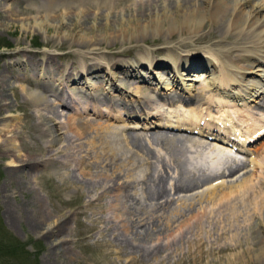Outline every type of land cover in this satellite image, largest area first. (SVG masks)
I'll return each mask as SVG.
<instances>
[{"label":"rangeland","instance_id":"1","mask_svg":"<svg viewBox=\"0 0 264 264\" xmlns=\"http://www.w3.org/2000/svg\"><path fill=\"white\" fill-rule=\"evenodd\" d=\"M256 1L264 0H253L252 2L255 3ZM39 2V0H0V78L5 77L11 85L13 84L5 90V95H3L4 99L0 96V264H232L231 261L235 260L234 258L236 257L238 259H236L233 264H264L263 258H256L259 254L264 252L263 238L258 239L261 241L258 246L250 248L248 244H245L244 238H241L240 242V238H233V240L230 238L234 231L222 236L218 235L220 230L227 229V227H225V224H221L219 221L217 222V211L216 209H212L215 207L206 199L208 191L212 188L221 185L227 186L228 184L239 181L243 176L250 177L252 179H250V184L258 191L261 179L264 180L262 169L254 165L255 163H253L254 161H252L250 154L246 155L247 157L245 158H240L232 151H227V149L224 151L227 155L225 160L216 166V168H211L209 167L208 161H206V155L210 154V149L206 146L212 144L193 132L185 131L184 128L178 129L177 126H171L176 125V121L178 122L179 119L183 121L191 114L196 115L193 112L196 111V109L193 108L198 106L194 99L198 95L202 96L203 102L205 103L200 107H204L201 109L202 111L206 112L207 110H205V107L208 105L207 103L213 101L211 104L213 105V114L218 115L217 111L222 109L224 115H228L229 113L233 117H236L234 112H232L234 107L232 106L233 108L231 109L229 105V102L232 101L230 97H234L233 94H231L232 90L238 91L240 94L246 92V97L251 99L249 102L253 103L254 100L252 101V99L254 98L249 96V91L255 84L258 85V89H260L259 86L264 87V77H261V75L264 76V62L261 67H259L262 68L263 71L259 70L255 72L256 75L252 73L242 75V73H239V71L242 72L240 68L250 67L253 61L250 63H248V61L239 62L240 64L235 65L230 72L233 77L232 80H234V84L230 86L231 90H223L225 87L219 82L218 85L222 89L216 92L217 87L215 86L217 85L216 82L218 78H220V72L217 69H213L211 64L208 65L209 70L207 71L206 63L203 65V69L200 68L198 71H189L187 74L186 70L182 68H178L176 71L174 63L180 62L186 55L190 56V48L197 50V53L193 52V54H199V56L207 58L209 55L206 53V50H208L210 46L199 37V39L197 38L190 42L189 38L185 35H181L179 31H176L175 41L169 40L170 44L164 42L163 38L164 36H169V31L167 30L172 26V21L170 19H161L159 24L157 22L149 23L148 21L145 22V25L139 24L135 26L134 23L127 24L129 14L126 13V9L129 8V6L133 7L132 2L129 1H124L125 3L122 2L111 10L106 8H101V10L88 8L90 13L93 11L92 15L95 13L96 15L98 14V16L102 15L101 17L104 18L96 20L97 23H93L95 25L101 22L106 23V18L113 21L115 14L121 16L119 22H111V27L106 26V29L108 28L106 31H104L105 29H101L94 33V36H96L94 41H102V45L100 47L94 46L97 49L91 51L90 47L89 49H82L77 46H69L70 42L77 41L78 36L74 35V38L62 37V35L66 33L65 24L61 27L60 34H57V30L52 28L57 26L62 18L64 21H68V15L66 14L67 10L58 8L55 12L46 15L45 11H38L36 4H39ZM73 11L77 12L76 9ZM58 15L62 18L59 19ZM262 15L263 13L260 14V16ZM78 17V20L84 21L82 13H80ZM47 25L48 27H46ZM121 28H130V30L125 33ZM159 29L160 32L158 31ZM107 31L109 36H113L110 37L114 39L113 41H111L109 37H105ZM77 33H80L79 30L76 31L75 34ZM121 35L127 37L125 42ZM128 37H134L138 39L136 40L138 42L131 43ZM182 38L184 39L182 44H175L178 47L170 48L174 43L180 42ZM47 42L50 44H47ZM53 42L55 45L61 42L64 43L61 48L60 46H55L54 48L52 47ZM104 45H109L110 48L104 47ZM162 46H168V49L165 48L166 50H162ZM211 47L213 48L212 50L216 48L214 46ZM114 50H118L119 52H115ZM67 51L71 52V57L61 55V53ZM33 52L39 53V57H33L34 60L32 59L31 62L26 61L25 64H27V67L24 66L22 71L19 70L21 65L15 63L14 57H21L20 55L23 53L29 55ZM44 52H50L49 55L52 57L54 55L53 58L56 65V67L54 66V74L46 72L48 74L45 73V78L40 74L39 67L42 63H39L38 59L43 57L42 55ZM139 55H143V57L140 58V61H136ZM88 57L93 58L91 62L93 60L95 61L96 58L100 60L101 62L96 65L103 66V70L100 71L101 74L107 71L106 73L111 75V78H115L118 86L115 87L116 85L113 84L111 88H108L111 83L108 82L107 77L103 82H100V78L94 77L92 73H83L82 76L80 75L81 73L75 74L76 69H80V66L84 64V59L85 62L87 61V63H90L88 62L90 61V59H87ZM134 57L137 63L145 62L148 68H150L148 59L151 58V60L163 59L165 63H170L169 67L168 65L166 67L163 66L164 68L162 66L151 67V73L150 69L147 70L145 67L141 70V75H143L144 79L149 78L148 76H152V78L155 77L157 81L159 80V82H161V85L156 89L158 90L161 88L157 91V95H159L158 98L151 102L148 101L152 106H150V113L152 114L148 117L135 112H132L133 114L131 113V115L127 114L118 103L123 99L127 103L139 104L138 102L141 98H147V95L154 94L151 93L153 85L146 81L145 83L144 81L142 82V77L137 78L133 75L125 76L119 70L112 68V66H108L112 59L118 58L119 61L123 60L127 62L134 61ZM193 57L197 58V56ZM195 58L190 59L193 64L195 63ZM228 64L229 63H226V65ZM234 64H236V62H234ZM257 64L259 63H256V65ZM257 66L255 68H258ZM44 67H46L45 64ZM60 68L63 70L60 71ZM211 68L213 71H210ZM248 70H246V72H248ZM66 73H69V75L66 76ZM143 73H146V75ZM172 73L174 74L173 76L171 75ZM180 73H185L186 75H181ZM160 75H164L166 78L161 79ZM175 76H177L179 81L183 84V87L178 86L180 89H175V91L181 92V89L185 88L184 92H181L180 95L182 98L186 97L185 100H190L189 103L181 102L182 100L180 101L179 97H174V101L170 102V98L166 96V94L169 96L171 92L174 91L172 85L169 84L171 82L170 79ZM186 76L189 77L186 78ZM8 77L11 79H8ZM193 77H196V80ZM82 78L89 81L87 86L89 84L92 91L97 92L100 98H104L103 96L107 92L111 97H114L117 100V105L113 107L114 109L111 108L110 105L108 108L107 101L103 99L104 101L102 100L99 103L100 108L94 111L95 102L93 100H84H87L90 96L87 97L84 95L86 86L83 85V82H80ZM192 78L194 80H192ZM44 80L51 86L55 85L53 88L56 89L57 95H59L58 97L56 96L55 98L51 96L52 94L50 92L47 93L43 90L44 87H42V85ZM189 83L193 84V86H188ZM128 85H130V87ZM82 86V90L84 91L80 93ZM23 88L27 91H45L44 93L47 94L49 101L54 104L53 108L56 115L46 110L45 107L35 106L36 104L26 95ZM253 91L256 90L254 89L252 92ZM141 93H143L142 96H140ZM190 93L191 98H189ZM219 94L223 97L225 96L228 104L227 102L223 103L219 101ZM78 98H80V100H78ZM61 99H63L64 104H60ZM82 100L83 102L80 103ZM233 100L244 103V98L242 97H237ZM219 104L224 106L219 109ZM103 109L109 112H104ZM256 111H258L256 113L258 117H264V110ZM41 113L54 118L57 134L59 135L58 140L50 142L51 138L45 133L44 126L40 119ZM111 115H113V119L119 117V120H121L122 116L124 118L126 117L127 123L125 124V122L119 120L114 121L109 119ZM139 118L144 120L148 118L149 122L153 120L157 124H152L150 127L141 126L140 123L142 122L136 123ZM189 120L190 119L186 121ZM68 123H71L73 128L68 129ZM137 124L138 126H136ZM109 126L120 139H129L131 136L137 135L136 137L139 138L141 143L146 146L148 150L152 151L153 158L148 159L147 155L130 145H127L128 148H126V150L122 149L118 151L116 156L114 155V159L111 153L109 156H107V152L105 153L103 151V153L98 152L97 154L99 150L97 145H95V148L92 147L88 140L92 136H98V132L96 131H103V129H107ZM83 131L87 133L78 140L76 133ZM156 135H167L168 138L182 136L195 137V140L202 142L204 146H196L193 144L192 147V143L186 142L183 153L178 154L180 159H177V156L170 157L168 153L166 154V150L160 146L161 144L155 142L154 137ZM69 136L73 137L71 148L68 147L69 142L66 140ZM42 150H46L47 152L44 157L41 156ZM58 151H61V153ZM25 154H36L35 156L40 161L32 163L31 167L27 169L29 171L33 170L32 174L35 177H31L30 183L26 184L22 183L19 177L12 176L11 174V168H13L15 164L14 156ZM92 155H99L100 160L96 162L95 160H97V158ZM138 155L139 157H136ZM141 156L142 159L140 158ZM83 158L85 161L82 160ZM132 159L135 160L132 161ZM103 160L105 161L102 162ZM85 162H89L91 169L89 168V174L83 176L81 175L82 170L88 171V166ZM178 162L186 163L178 164ZM237 164H241V166H243L241 169L243 170L238 171L232 177H222L216 180H213V178L210 183L200 185L193 190L173 192V185L185 171L192 172V174L195 173L196 176L199 174L206 176L208 174L207 176H210V180L214 173L221 172L227 166H235ZM168 165L172 167L174 171H171L172 169ZM155 171L168 172L166 175L167 183H171H166L169 196L165 195L156 199L158 203L156 200L152 201L150 198L146 197L147 187L149 184H153L154 179L150 177V175L154 174ZM110 174H113V177L117 178V185H113L108 178H106L108 181L104 179L105 176H110ZM128 174L131 176L129 177ZM169 174L170 176L172 174V176L169 177ZM190 175L191 173H189L188 176ZM118 187L121 188L119 189ZM36 196L44 202V207L48 215L47 222L44 226L51 224L49 227L50 230L48 231L44 227L37 228L34 225L33 218L36 217L32 215V208L34 206L32 201ZM117 196H120V208H116L121 214L119 218L122 217L127 220L128 218L136 219V217H140V220L142 219L137 225H134L136 227L133 226L128 229L127 232L123 227V221H117L119 218L117 220L115 219V215L117 214L116 210L110 208L106 211L107 208L111 207V204L113 206V204L117 202L115 199ZM182 204H184V206ZM189 205H191V207ZM206 206L208 210L212 209L214 212H212L209 222H203V226L207 227L206 230H209V233H203L204 230L201 232L202 234L198 233L196 228L193 231V225V227L188 228L187 232L186 228L178 227L179 222L186 217L187 213H198L202 208H206ZM125 208L127 212H125ZM250 208L248 207V210ZM45 209L43 210L45 211ZM158 210L160 211L157 213ZM9 215L11 217L13 216V220L10 219ZM53 226H55V228ZM146 226L149 228L150 235L147 237L148 241L145 244L147 252L141 250L142 247L137 245L138 242L136 240L138 239H135L138 238L137 236L140 232L144 233V228ZM152 228L155 230H159L160 228L159 233H154ZM182 229L186 233L183 231V236H180L182 235ZM243 230L244 228L242 225L238 226L236 229L241 235ZM196 232L198 234H196ZM173 234H175V236ZM194 237L198 238L196 239ZM157 238H159V240ZM129 239H131V241ZM235 241L238 243L237 245L242 243L240 246L234 247ZM119 243H121V245ZM225 245L228 246L227 249L223 250L222 253L217 252L219 246ZM154 246H161L162 248L156 249ZM245 250L247 252H245ZM199 253L202 254L201 260H197V263H194L193 258L197 257ZM136 255L137 257H134ZM131 258L134 259L133 262L130 261ZM212 259H214V261Z\"/></svg>","mask_w":264,"mask_h":264},{"label":"bare ground","instance_id":"2","mask_svg":"<svg viewBox=\"0 0 264 264\" xmlns=\"http://www.w3.org/2000/svg\"><path fill=\"white\" fill-rule=\"evenodd\" d=\"M39 1L40 2H39V4H36V7H37L38 11H40V10L45 11L46 15H49V13L55 12V10H57L58 8H63L64 10H67L66 14L68 15V21H64L63 18L61 16L59 17V15H58L59 19L62 18L59 21L58 25L55 26V27H52V26H49V27L55 28L57 30V34H60V29H61L62 26H64L63 24H65L64 27H66L65 28L66 33H64L62 35V37L74 38L73 37L74 35L78 36L77 37V41L70 42L69 46L70 47L71 46L72 47L73 46L74 47L77 46V47L82 48V49H85V48L89 49V47H90L91 51H95L97 49L94 46H99L100 47L102 45V41H94V39H96V36H94L95 35L94 33L96 31L101 30V29H105L104 31H106L108 29V28L106 29V26H108V27L112 26L111 22L114 23V22H119L121 20V16L118 15V14L117 15L115 14L114 17H113L114 18L113 21L112 20H108V18H106L105 19L106 23L105 22H103V23L101 22V23H98V25H95L93 23H97L96 20L104 19V18L101 17L102 15L98 16V14L96 15L95 13H94V15H92L93 11H92V13L89 12V9H91V8L93 10H101V8H106V9L111 10L112 8H115L116 6L121 4L122 2L129 1V2H132L133 7L129 6V8L126 9V13L129 14V20H128L127 24H133L134 23L135 26L139 25V24L140 25L141 24L145 25V22H147V21L149 23L157 22L159 24L161 19H165V18L170 19L172 21V23H171L172 26L167 30V31H169V36H164V38H163L164 42L169 43L170 41H175L174 39H175L176 31H179L181 35H185L187 38H189L190 42L193 41L194 39H197L199 37V38H202L210 46L209 49L206 50V53L209 55V57H207V58L199 56V54L198 55L197 54H193V52L197 53V50H195L194 48H190L191 49V50H189V55L190 56L186 55L183 60L180 59L181 60L180 62L174 63L176 71H177L178 68H182V69L186 70V74L189 71L190 72L193 71V70L198 71L200 68L204 67L203 65L205 63L207 64V67H206V71H207V70H209L208 69V65L211 64V67H213V69H217L220 72V78H218V81L216 82L217 85L215 84L216 85L215 87H217L216 92L221 91V89H222L218 85L219 82L222 83L223 86L225 87V88H223V90L224 89L225 90H228V89L231 90L230 86H231V84H234V80H232L233 77L231 76L230 72L233 70V67L235 65L240 64L239 62L248 61V63H250L251 61H253V62H251V66L250 67H248V68H240L243 71V72H241L242 75L243 74H247V73L249 74L250 72L251 73L257 72V71L261 70V68H255V67L257 65H258L257 67H261V65L264 62V1H256L255 3L252 2L253 0H140V1H133V0H39ZM72 9L73 10L76 9L77 12L73 11ZM80 13H82V15L84 17V21L78 20V18H79L78 16L80 15ZM261 13H263L262 16H260ZM6 17H7V15H6ZM46 27H48V25ZM47 30H48V28H47ZM78 30H79L80 33L75 34L76 31H78ZM121 30L126 33L128 30H130V28L129 29L128 28H121ZM158 31L160 32V29ZM91 35H93V36H91ZM105 35H106L105 36L106 38L113 37L112 35H110V36L108 35V31L105 33ZM121 36H123V41L125 42L127 40V37H125L124 35H121ZM110 39H111V41L114 40L112 38H110ZM128 40H130L131 43L138 42V41H136L138 39H136L134 37H130V38L128 37ZM183 40L184 39L182 38L180 40V42L174 43L173 46H170V48L171 47L172 48L178 47L175 44H180V43L182 44L184 42ZM63 43L64 42H61V43L55 45V43L53 42L52 43L53 44L52 47L55 48V46H58V47L60 46V48H61ZM47 44H50V43L47 42ZM184 45H185V43H184ZM105 46L107 48H110L109 45H104V47ZM211 46H214L216 48L214 50H212L213 48ZM162 47H161L162 50L168 49V46H165V47L162 46ZM114 51L117 52L118 50H114ZM49 53L44 52V54L42 55L43 57L42 58H38L39 59V63L40 62L42 63L41 66L39 67L40 68V74L44 78L46 77L45 76L46 72H48L50 74H54L55 67H56V65L54 63V58H53L54 55L52 57V56L49 55ZM61 55H65L67 57H71L70 56L71 52L67 51L65 53H61ZM20 56L21 57L15 56L14 57V61H15L16 64L21 65V68H19V70L22 71L24 69L23 68L24 66L27 67L26 66L27 64H25L26 61L31 62L33 57H35V56L39 57V53L33 52L32 54H29V55H26V53H23ZM90 56H91V54H90ZM193 56H197V58H195ZM142 57H143V55H139V57L137 58L138 60H136V61H140V58H142ZM191 58H195V63L194 64H193V62H191V60H190ZM87 59H90V61H88L90 63H87V61L85 62V59H84V62H83L84 64H82V66H80L81 68L80 69H76V71L74 70L75 74H80L81 73L80 75L82 76L83 73H87V74L92 73V75L94 77H99L100 78V82H103V80L106 79V77H107L108 82L111 83L108 86V88H111V85H113V84L116 85L115 87L118 86L117 85V81H115V78H113V77L111 78V75L106 73L107 71H105L104 74H101L100 71L103 70L102 69L103 66L96 65V64H99L101 62L100 60H97V58H96L95 61L93 60L91 62V59H93L92 57H90V58L88 57ZM151 59H148L150 68H148L145 65V62L137 63L135 61V57H134V61H127L126 60L127 62H125L123 60L119 61L118 58H115V59H112L111 63L108 61L110 63V65H108V66H112V68H115L116 70H119L125 76L133 75V76H136L137 78L138 77H140V78L142 77L141 81L142 82L144 81V83L146 81V82H149L151 84L153 80H154L153 82L159 83V82H157V80H155V77L152 78V76H148L149 78L144 79L143 75H141L142 74L141 70L144 69V67H145V69H147V70L150 69V73H151V67H153V68L157 67V66H160V67L161 66L162 67L165 66L166 67L167 65L169 67L170 63L169 62L165 63V60H163V59H160V60H158V59L156 60L154 58H153L154 60H151ZM123 62H125V63H123ZM234 62H236V64H234ZM43 63L46 65V67H44ZM226 63H229V64L226 65ZM256 63H259V64L256 65ZM213 69L211 68L210 71H213ZM62 70L63 69L60 68V71H62ZM246 70H248V72H246ZM84 71H86V72H84ZM238 71H239V69H238ZM153 72H155V71H153ZM48 73H46V74H48ZM143 74L146 75V73H143ZM174 74H175V72H174ZM174 74L172 73L171 75L173 76ZM180 74L181 75H186L185 73H180ZM253 74L256 75V73H253ZM65 75L67 76V75H69V73H66ZM188 77L189 76H186V78H188ZM261 77H264V76L261 75ZM9 78L10 77H8V79ZM160 78L162 79V78H166V77L164 75H160ZM193 78H195V80H196V77H193ZM193 78H192V80H194ZM170 80H171V82H170L169 85H172V88L174 89V91L171 92V94L169 96L166 94V96L169 97V98H172L171 100H174V97H178V95H176V94L184 92L183 91L184 89H181V92H178L177 90L175 91V89H180V88H178V86H180V84H181L179 82V80H177V76L172 77ZM55 81H56V79H55ZM59 81H61V80H59ZM74 82H75V80H74ZM80 82H83V85L86 86V88L84 89L85 90V93H84L85 96H87V97L90 96L87 100L86 99H84V100L85 101L93 100L95 102V110L94 111H96L98 108H100L99 103L103 99L107 101L106 103H108V105H107L108 108H109V105H110L111 108H113V107H115L117 105V100L114 97H111L108 92L103 96L104 98H100L98 96L99 94L97 92L92 91V89L89 87V84L87 86V83H89L88 80H85V79L82 78V79H80ZM125 83H127V82H125ZM12 85L10 84V82L5 77H1L0 78V96L3 97V95H5V93H4L5 90L8 87H11ZM144 85H146V84H144ZM244 85H246V84H244ZM255 85L252 87V89H250L249 96L255 94L254 96H252V97H254V99H252V101L254 100L253 102H256V104L254 106L259 108V107L264 105V90H263V88L262 89L261 88L258 89L257 88L258 85L257 84H255ZM53 86H55V85H53ZM53 86L48 84V82L45 81V80H44V83L42 85V87H44L43 90H45L47 93L50 92L52 94L51 96H54L56 98V96L58 97L59 95H57L56 89L53 88ZM128 86L130 87V85H128ZM188 86H193V84L189 83ZM157 87L158 86H156V85L154 86L155 89H157ZM23 89H24V92L26 93V95L28 97H30L34 101V103L36 104L35 106L45 107L46 110H48L52 114L56 115V113L54 112V108H53L54 104H52L49 101V99L47 97V94L44 93L45 91H39V90L27 91L25 88H23ZM82 89H83V86L81 87V92L80 93H83L84 90H82ZM254 89L256 91L252 92V90H254ZM158 90H160V89H158ZM232 92L240 94L238 91L236 92V91L232 90ZM151 93H153V91H151ZM142 94L143 93H141L140 96H142ZM241 94H243V93H241ZM172 95H175V96L172 97ZM240 97L244 98V103H240V102L232 100L231 102H229V105L231 106V109L234 107L232 109V112H234V114L236 116L234 118H235L236 122L238 123V125L244 127V130H245V133H243L244 137H245V135H247L248 138H241V140H240L239 138H237V136L233 135V132H232L233 130L241 131V129L239 128L238 125H234L233 124V120L231 118L232 117L231 114L228 113V115H224L227 118L226 119L223 118V111H222L221 107H223L224 105H221V104L218 105V106H220L219 109H221V110L217 111L218 115L213 114V108H212L213 105H211L213 101L207 103L208 105L205 107V110H207L206 112L202 111L201 109H203L204 107L203 108H200V107L202 105H204L205 103L203 102V98H202L201 95H198V96H196L194 98L196 103L198 104V106L193 108V109H196V111H193V112L197 116L194 115V114L193 115L191 114V115H189V117H186L187 119L184 118L186 120H188V119H190V120L193 119L194 120L192 122L193 125L189 124V125H187V127L188 128H193L195 131L200 132L202 134L205 133V135H207V136L208 135L214 136L216 139L223 140L224 142H230L233 145H238L239 142L241 144H244L250 138H255L256 136H258L257 133L260 132L259 130H261V131L264 130V118L256 117V119H255V117H254L253 123L248 122V119L245 118V114L250 113V108L252 107L253 103H250L249 100H246V98L244 96H240ZM189 98H191V93H190ZM218 98H219L220 102H223V103L227 102V100L225 99V96L223 97L221 94L218 95ZM3 99H4V97H3ZM78 100H80V98H78ZM153 100H154V95L149 94V95H147V98H145V97L141 98V100L138 102L139 104L127 103L123 99L118 104L120 106H122L123 110L127 114L131 115L132 112H135V113H141V114H143V116L146 115L148 117L150 114H152V113H150L151 112V108H150L151 103L150 102L153 101ZM148 101H150V102H148ZM81 102H83V100L80 101V103ZM60 104H64L63 99L60 100ZM227 104H228V102H227ZM103 111L104 112H109L106 109H103ZM220 111H222V112H220ZM203 113H205V114H203ZM251 115L252 114H250V116ZM114 117H116V116H114ZM40 119H41V122H42V124L44 126L45 133L47 135H49L50 138H51L50 142H54V141L58 140L59 135L57 134L56 122H55L54 118L49 117L46 114L41 113ZM109 119H112V120L116 121V120H119V117H116L115 119H113V115H111V117ZM126 119H127L126 117L124 118L122 116L121 120H119V121L125 122V124H126L127 123ZM181 121L182 120H180V119L178 120L179 123H181ZM140 122H142V123H140ZM218 122L219 123L221 122V123H223L225 125L226 124L231 125L233 130L230 129L229 127H227V126H220L218 124ZM136 123H140L141 126H147V127L152 126V124H157L153 120L151 122H149L148 118L146 120L139 118ZM136 126H138V124ZM67 127H69L68 129L73 128L71 123H68ZM214 130H216V132H214ZM96 132H98V136L97 137L92 136V137L89 138L88 141H89V144L92 147L95 148L96 147L95 145H97V148L99 150H101V151H99V150L97 151V150L94 149L95 151H97V154H98V152H102L103 151L105 153L107 152V154H108L107 156H109V154L111 153L113 155V159H114V155L116 156V153L118 151H120L122 149L126 150V148H128L127 145L128 146L130 145L131 147L135 148L136 150L141 151L145 155H147L148 159L153 158L152 157L153 156L152 155V151L148 150L146 148V146H144L141 143L139 138L136 137L137 135L136 136H131L129 139H120L117 136V134L112 131V128L110 126L107 129H103V131H96ZM9 133H10V131H9ZM85 133H87V132L83 131V132L76 133V136H78V140H80L82 137H84L83 135H85ZM66 134H68V133H66ZM154 138H155V142L160 143L161 144L160 146H162V148L166 150V152H165L166 154L168 153L170 155V157H172V156L176 157L177 156L176 157L177 159H180V157H178V154L183 153L184 145L186 144V142L192 143V147H193V144L196 145V146H202L199 141L195 140V137L191 138V137H187V136H182V137H172V138L169 137L168 138L167 135L166 136L165 135H156ZM112 139H114V140H112ZM66 140L69 142L68 147L71 148L72 147L71 145H72V142H73V137L69 136ZM157 145H159V144H157ZM207 148L210 149L212 154L208 155V157H206L208 159L206 161H208L209 167L211 166V168H212V167H215L216 165H218L220 163L219 159L223 158L222 156H226L224 154V150H226L227 148L226 147L224 148L223 146H218L217 144L208 145ZM227 151H232V150L231 149H227ZM248 151L251 154L252 161H254L253 163H255L254 165L259 166V168L262 169L263 174H264V137L260 138L258 144H255L253 147H250L248 149ZM58 152L61 153V151H58ZM46 154H47L46 150H42L41 151V156L44 157ZM35 155L36 154H34V155L25 154V155L14 156L15 157V159H14L15 164L13 165L14 167L11 168L12 176L19 177L21 182L24 183V184L30 183V178L31 177L34 178L35 176H33V174H32L33 170L29 171L27 169L29 167H31L32 163L40 162L39 159ZM95 157L97 158V160H95V161L98 162L100 160V156L96 155ZM136 157H139V155L136 156ZM155 157H157V156H155ZM140 158L142 159V156ZM169 158H168V160H169ZM82 160L85 161L84 158ZM105 160H107V159H105ZM105 160H103L102 162H104ZM134 160L135 159H132V161H134ZM143 160H146V159H143ZM137 161H139V160H137ZM163 161H164V159H163ZM186 162H184V163H186ZM85 163L88 166V171L82 170L81 175H83V176H85L86 174H89L90 173L89 172V168L91 169V167H90L91 165L89 164V162H85ZM184 163L183 162H178V164H184ZM242 167L243 166H240V165L229 166V167L227 166L221 172H217L216 171L217 173H214L213 177H211L210 180H209L210 176H207L208 175L207 173H206L207 174L206 176L202 175V174H199L198 173L199 170L197 171V173L199 174L198 176H196L195 173L192 174V172H189V171H185V173H183V174H181L182 173L181 172L180 173L181 176H179L177 182L175 184L173 183L174 184L173 185V189H174L173 192L174 191L175 192H177V191L180 192V191L193 190L194 188H197L200 185H203V184L205 185V184L210 183L213 178H214L213 180H216L217 178H222V177H232L234 174H236L238 171H240V169ZM170 168L172 169V167H170ZM199 168H201V167H199ZM127 169H129V168H127ZM171 169H168V170H171ZM241 170H243V169H241ZM171 171H174V169H172ZM213 171H215V170H213ZM199 172H201V171H199ZM155 173L150 175V177L154 178L153 179V184H152L153 186L149 184V186L147 185L148 186L147 187L148 188L147 191L145 190L146 193H147L146 197L150 198V200H152V201L156 200V199H158L160 197H163L165 195H168V192H167V188L168 187L166 186L169 183V182L167 183V179H166V177H167L166 175H167L168 172H166V171H164V172L155 171ZM189 173H191L190 176H188ZM113 174H110V176L107 175V177L105 176L104 179L108 178L109 181L112 182L113 185L114 184L117 185V182H116L117 178H114ZM130 176L131 175H129V177ZM171 176H172V174H171ZM171 176L169 174V177H171ZM250 179L251 178L248 177V176L247 177L243 176L239 181L231 183V184H228L227 186L226 185H221V186L214 187V188H212L211 190L208 191L206 199L209 200L212 203V206L215 207V208H212V209H216V211H217V213H216L217 214L216 216H218L217 219H216L217 222L219 221L221 224H225V227H227V229L220 230L218 232V235L222 236V235H225V234H227V233H229L231 231L232 232L234 231L233 233L231 232L232 235L230 236V238H232V240H233V238H235V239L236 238H240L239 239V242H240L241 238H244L245 242H246L245 244L249 245L248 247L255 248L256 246H258L261 243V241H259L258 239L263 238L262 240L264 242V180L261 179V182L259 183V190L257 191L255 189V187L252 186V184H250ZM137 181H138V178H137ZM169 184H171V183H169ZM27 190H28V188H27ZM202 195H204V194H202ZM115 199L117 200V202H115V204H113V206L111 204V207L107 208L106 211H108V209H110V208H112V210L115 209L116 212H117V214L115 213L116 214L115 215V219L117 220L119 218V216H121V214L117 211L118 209H116V208L119 207L120 196L119 197L117 196ZM169 199H170V197H169ZM164 200H165V197H164ZM156 201L158 203V200H156ZM170 201H172V200H170ZM199 201H201V200H199ZM32 204L34 205L33 208H32V210H33L32 211V215L36 217V218H33L34 225L37 228H43L44 227V228H46L47 231L50 230L49 227L51 226V224H48V225L44 226L46 224V222H47L46 220L48 218V215L46 213V209L44 207V202H42V199H40V198H38V196H36L33 199ZM168 204H167V206H168ZM182 205L184 206V204H182ZM169 206H171V205H169ZM189 206L191 207V205H189ZM250 206H251V208H250ZM186 207H187V205H186ZM248 207L250 208L249 210H248ZM43 209H45V211ZM212 209L208 210L207 206H206V208H204V209L202 208L201 211L198 212V213H193V212L190 213V214L187 213L188 215L186 214V217H184V219H182V221L179 222L178 227L186 228V232H187L189 227L191 228V227L194 226L193 231L196 228L198 233H201L203 230H204L203 233H207V232L209 233L210 231L206 230L207 227L203 226L204 225L203 222H209V218L211 217V214L213 212ZM160 210H158L157 213ZM125 212H127L126 208H125ZM179 213H181V212H179ZM177 214H178V212H177ZM130 215H133V214H130ZM12 217L10 216L11 220H13ZM149 217H151V216H149ZM246 217H248V218H246ZM144 219H149V218H144ZM141 220H140V217H136V219L128 218L127 220H125L124 218L121 217L117 221H120V222L123 221L122 222L123 223V227H124L125 231L127 232L128 229L132 228L135 224L137 225V223H139ZM240 225H242L243 228H244V230L242 232V235L239 234V231L238 232L236 231L237 227L240 226ZM148 226H146L144 228V233L140 232L138 234V236H137L138 238H135V239H138V240H136L138 242L137 245L141 246L142 247V248L140 247L141 250H144L146 252H147V250H146L145 244L148 241L147 237L150 236L149 235ZM53 227L55 228V226H53ZM134 227H136V226H134ZM168 227H169V224H168ZM159 230H160V228H159ZM159 230L158 229L155 230L154 228H152V231L154 233H159ZM241 230H242V228H241ZM135 231H136V229H135ZM183 231L184 230L182 229V231H181L182 235H180V236H183V233L185 232V231L184 232ZM173 232H171V233H173ZM197 232H196V234H198ZM173 235L175 236V234H173ZM238 235H240L241 237L238 236ZM194 238H196V237H194ZM157 239L159 240V238H157ZM200 239H201V237H200ZM244 239H242V240H244ZM129 240L131 241V239H129ZM189 242H187V243H189ZM113 243H114V241H113ZM241 243L239 245H237L238 244L237 242L235 244L234 243L233 244H234V247H237V246H240ZM119 244L121 245V243H119ZM194 246H195V244H194ZM232 246H231V248H232ZM154 247H156V246H154ZM160 247L161 246H157L156 249H158ZM227 248H228V246H226V245L225 246H219L218 249H217V252H221L222 253V251L227 249ZM261 248L263 249L262 246H261ZM130 249H132V248H130ZM147 249H149V248H147ZM151 252H152V250H151ZM198 252H199V250H198ZM245 252H247V251L245 250ZM134 257H137V255L134 256ZM158 257H159V255H158ZM201 257H202V254L199 253L197 257L193 258V262L197 263V260L198 261L201 260ZM238 257H240V256H238ZM256 258L257 259L263 258V260H264V252L259 254ZM234 259L235 260L231 261L232 264L238 258L236 257ZM212 260L214 261V259H212ZM130 261L133 262L134 259L131 258ZM146 263H148V262H146Z\"/></svg>","mask_w":264,"mask_h":264}]
</instances>
